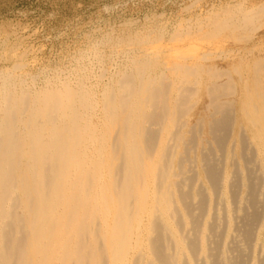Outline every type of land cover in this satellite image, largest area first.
Here are the masks:
<instances>
[{
    "label": "bare ground",
    "instance_id": "1",
    "mask_svg": "<svg viewBox=\"0 0 264 264\" xmlns=\"http://www.w3.org/2000/svg\"><path fill=\"white\" fill-rule=\"evenodd\" d=\"M249 55L168 72L137 55L102 87L83 67L39 89L0 73V264H264V57Z\"/></svg>",
    "mask_w": 264,
    "mask_h": 264
},
{
    "label": "rangeland",
    "instance_id": "2",
    "mask_svg": "<svg viewBox=\"0 0 264 264\" xmlns=\"http://www.w3.org/2000/svg\"><path fill=\"white\" fill-rule=\"evenodd\" d=\"M242 18V28L214 29L217 22ZM249 53L264 57V0H0V73L34 89L56 77L72 81L82 67L88 84L102 87L129 71L137 55L159 61L157 70L168 72L191 63L223 70ZM202 102L199 93L188 120Z\"/></svg>",
    "mask_w": 264,
    "mask_h": 264
}]
</instances>
